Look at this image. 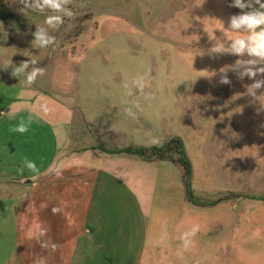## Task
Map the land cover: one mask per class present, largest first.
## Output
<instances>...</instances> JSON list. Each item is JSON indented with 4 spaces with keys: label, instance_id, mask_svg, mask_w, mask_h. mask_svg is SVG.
<instances>
[{
    "label": "rangeland",
    "instance_id": "obj_1",
    "mask_svg": "<svg viewBox=\"0 0 264 264\" xmlns=\"http://www.w3.org/2000/svg\"><path fill=\"white\" fill-rule=\"evenodd\" d=\"M0 6L27 25L10 31L0 21V264H23L11 177L46 170L71 143L108 150L105 142L148 147L172 137L183 142L199 202L189 221L194 258H183L171 217V226L151 218L140 227L143 264H264V0ZM63 93L69 114L39 110ZM154 245L167 248L160 260Z\"/></svg>",
    "mask_w": 264,
    "mask_h": 264
},
{
    "label": "crops",
    "instance_id": "obj_2",
    "mask_svg": "<svg viewBox=\"0 0 264 264\" xmlns=\"http://www.w3.org/2000/svg\"><path fill=\"white\" fill-rule=\"evenodd\" d=\"M65 95L39 110L57 118L69 114ZM68 122L81 125L72 116ZM119 132L114 127L111 133ZM79 144L77 149L73 143L69 148L68 140L69 151L53 156L46 170L33 173L30 179H10L19 184L12 211L22 263L143 264L148 248L141 231L151 218L166 219L165 225L171 226L169 217L180 228L179 243L186 245L183 258L193 262L198 237L189 221L199 202L187 198L182 168L170 160L145 161L98 150V145ZM103 146L119 148L115 142ZM133 221L138 223L135 229L130 227ZM153 248L158 249L154 254L158 260L167 253L162 245Z\"/></svg>",
    "mask_w": 264,
    "mask_h": 264
},
{
    "label": "trees",
    "instance_id": "obj_3",
    "mask_svg": "<svg viewBox=\"0 0 264 264\" xmlns=\"http://www.w3.org/2000/svg\"><path fill=\"white\" fill-rule=\"evenodd\" d=\"M0 21L11 30H20L27 25L18 21L14 15H8L5 13L3 6H0ZM19 22V23H17ZM105 150L107 153L115 154H128L138 157L145 161L155 160H170L182 168V180L185 186V193L188 199L194 203H198L197 200L191 196L192 189L190 186V177L192 173L191 163L185 153L184 145L179 137H172L166 139L163 143L158 145H152L148 147L144 146H127L118 150Z\"/></svg>",
    "mask_w": 264,
    "mask_h": 264
}]
</instances>
